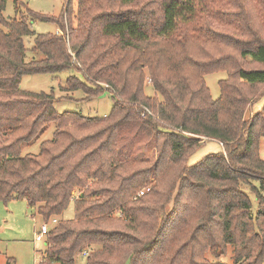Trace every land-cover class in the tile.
Masks as SVG:
<instances>
[{
  "label": "trees",
  "instance_id": "1",
  "mask_svg": "<svg viewBox=\"0 0 264 264\" xmlns=\"http://www.w3.org/2000/svg\"><path fill=\"white\" fill-rule=\"evenodd\" d=\"M73 1L52 16L13 0L6 17L0 0V200H25L45 222L74 203L42 263L226 264L207 254L231 246L233 264H263L264 106L246 114L264 95V0ZM35 21L58 31L37 34ZM71 70L82 79L62 90L87 101L108 91L109 114L58 112L72 97L20 88ZM219 70L213 99L205 75ZM52 123L39 152L22 155ZM208 139L223 150L190 165Z\"/></svg>",
  "mask_w": 264,
  "mask_h": 264
},
{
  "label": "rangeland",
  "instance_id": "2",
  "mask_svg": "<svg viewBox=\"0 0 264 264\" xmlns=\"http://www.w3.org/2000/svg\"><path fill=\"white\" fill-rule=\"evenodd\" d=\"M34 12L43 15L58 16L65 5L66 0H22ZM73 7L76 9V2L73 1ZM6 17L14 16L13 0H8L4 11ZM73 22L75 23V18ZM35 33H54L57 25L52 22L35 21L32 26ZM24 42L27 48L34 44L33 36H26ZM70 75H76L82 79V76L74 71H64L58 74H37L26 75L22 78L20 88L32 92H53L56 97L67 95L72 99H62L55 104L58 112L76 111L85 116H105L110 113L113 107L111 94L104 91L100 95L90 99L81 100L84 97L82 90H76L66 93L62 90L66 86V80ZM227 78L225 71L219 70L205 75L206 84L210 90L213 99L220 96L219 82ZM145 92L153 96L155 91L151 85H147ZM264 106V95L253 103L247 112L246 117L258 112ZM55 124L52 123L50 128L40 137L39 140L32 144L23 146L22 155L27 153H38L40 144L45 139L52 138ZM202 144L189 157L188 163L195 164L201 158L209 153H216L223 150L222 145L215 140H203ZM260 156L264 159V137L260 141ZM256 185L258 183L255 182ZM242 189L250 195L253 211H257L258 203L254 193L250 191L249 185H243ZM77 192H75V195ZM74 218V203L72 202L61 217L50 219L45 222L37 213L36 209L30 207L25 200L12 199L8 202L0 200V264H43L42 258L46 249V237L37 240V233L42 225L46 224L50 229L59 223V220H70ZM57 220V221H55ZM208 258L213 261L233 264V251L229 246L228 252L219 258L213 257L210 253ZM77 264H87L85 254H80L77 258ZM264 264V262H263Z\"/></svg>",
  "mask_w": 264,
  "mask_h": 264
},
{
  "label": "built area",
  "instance_id": "3",
  "mask_svg": "<svg viewBox=\"0 0 264 264\" xmlns=\"http://www.w3.org/2000/svg\"><path fill=\"white\" fill-rule=\"evenodd\" d=\"M145 112L151 114V111L149 109H147V108H146ZM145 112L142 113V117L145 116ZM149 189L150 188H147V189L141 191L140 195L144 194V191H148ZM49 231H50V228L46 224L42 225L40 231L37 233L36 239L37 240H42L44 237H46L48 235Z\"/></svg>",
  "mask_w": 264,
  "mask_h": 264
},
{
  "label": "crops",
  "instance_id": "4",
  "mask_svg": "<svg viewBox=\"0 0 264 264\" xmlns=\"http://www.w3.org/2000/svg\"><path fill=\"white\" fill-rule=\"evenodd\" d=\"M56 31H58V28H56ZM56 31H55V32H56Z\"/></svg>",
  "mask_w": 264,
  "mask_h": 264
}]
</instances>
